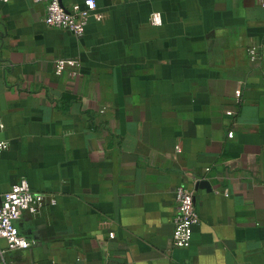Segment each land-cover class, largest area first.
I'll list each match as a JSON object with an SVG mask.
<instances>
[{"label":"crops","instance_id":"0c3cea01","mask_svg":"<svg viewBox=\"0 0 264 264\" xmlns=\"http://www.w3.org/2000/svg\"><path fill=\"white\" fill-rule=\"evenodd\" d=\"M94 3L75 37L42 3L0 1V201L21 178L55 200L22 213L33 244L0 264H264V57L247 55L264 48V7ZM58 59L76 65L56 74ZM196 179L199 223L176 248L174 190Z\"/></svg>","mask_w":264,"mask_h":264},{"label":"built area","instance_id":"2783aa9c","mask_svg":"<svg viewBox=\"0 0 264 264\" xmlns=\"http://www.w3.org/2000/svg\"><path fill=\"white\" fill-rule=\"evenodd\" d=\"M8 2L9 0H0ZM33 3H42L45 6L44 23L51 28L63 30L75 37H81L90 20V13L95 7L94 0H88L85 9H72L67 11L59 0H31ZM257 3L264 7V0H256ZM153 25L162 23V15L154 12L150 15ZM263 52V53H262ZM247 55L250 62H256L264 57V48L256 46L247 47ZM264 60V59H263ZM76 62L72 60L58 59L54 65L56 74H61L66 66H75ZM76 72H70L75 75ZM237 97L240 92H236ZM226 115L232 117L234 112L226 111ZM4 128V124L0 121V131ZM232 130L228 131L227 137H232ZM6 148V144L0 141V151ZM196 179L190 185H178L174 190V205L171 218L172 245L176 248H186L192 238L193 229L199 223V216L195 205L196 185L199 183ZM202 182V181H200ZM54 198L46 199L45 194L32 189L26 179L21 178L11 185V187L3 193L0 201V239L6 243V250L0 248V257L6 251L27 249L32 246L33 241L22 236L16 226V222L20 219L22 213L27 212L32 215H39L46 205H54ZM6 264V263H4Z\"/></svg>","mask_w":264,"mask_h":264}]
</instances>
